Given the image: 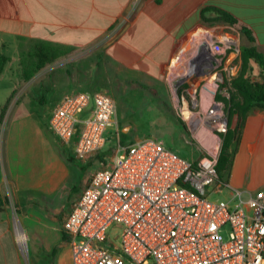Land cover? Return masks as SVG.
Instances as JSON below:
<instances>
[{"label": "built area", "instance_id": "2783aa9c", "mask_svg": "<svg viewBox=\"0 0 264 264\" xmlns=\"http://www.w3.org/2000/svg\"><path fill=\"white\" fill-rule=\"evenodd\" d=\"M206 35L216 65L192 73L212 77L214 93L205 95L202 87L195 106L200 110H189L183 100L181 113L194 138L202 141L205 130L217 142L230 128V92L223 85L236 72L228 59L233 54L236 61L241 46L229 34ZM185 67L182 59L170 64L179 77ZM117 109L111 95L82 91L63 96L48 118L50 131L73 148L76 159H99L100 168L64 220L71 264H264V188L252 192L220 181L214 146L209 156L191 161L146 137L119 145L103 162L106 133L116 128L120 137ZM222 193L223 200H212ZM114 226L117 237L110 233Z\"/></svg>", "mask_w": 264, "mask_h": 264}, {"label": "rangeland", "instance_id": "374dc122", "mask_svg": "<svg viewBox=\"0 0 264 264\" xmlns=\"http://www.w3.org/2000/svg\"><path fill=\"white\" fill-rule=\"evenodd\" d=\"M203 28L191 35L174 59L175 62L182 59L187 72L183 71L185 74L179 77L169 65L166 75L154 82L152 90L139 87L122 73L102 90L96 89V58L88 49L65 51L67 53L48 63L29 81L24 79L20 56L15 63H8L0 75V132L5 138L7 153L11 146L15 147V157L7 159L4 149L0 153V188L5 193L7 215L21 264H70L69 249L61 234L63 220L73 199L84 189L86 180L100 168L99 159L84 166L75 158L73 148L63 146L49 130L48 118L62 92L64 76L68 75L83 87L81 89L111 95L117 103L116 126L120 137H117L116 128L106 133L108 143L103 162H110L109 156L119 145L127 146L146 137L159 140L191 161L209 156L210 148L214 146L219 160L224 147L223 138L216 142L205 130L199 133L202 141L194 138L181 109L185 100L189 103V110H200L195 106L202 87L205 95L214 93L212 77L192 73L198 66L213 71V65H216L213 57L196 65L191 54L197 46L196 41H209L206 33L238 37L228 29ZM26 48L29 49L28 44ZM235 59L232 54L227 66L238 75L240 66ZM251 67L250 75L258 79L259 70L254 64ZM229 113L231 127L236 114L232 109ZM197 118L198 123L200 119ZM235 147L236 140L231 150ZM263 174L259 169L244 173V178L247 176L249 181L248 191H254L264 182ZM226 195H212V200L221 201ZM22 230L27 236L25 244L17 238V231ZM110 233L117 237L119 226H114ZM6 259V264H14L9 253Z\"/></svg>", "mask_w": 264, "mask_h": 264}, {"label": "crops", "instance_id": "0c3cea01", "mask_svg": "<svg viewBox=\"0 0 264 264\" xmlns=\"http://www.w3.org/2000/svg\"><path fill=\"white\" fill-rule=\"evenodd\" d=\"M211 10L228 13L236 25H210L208 20L214 16ZM208 26L234 31L240 46H254L264 54V0H0V54L15 63L20 56L21 38L59 44L72 51L88 49L96 58V89L102 90L122 73L139 87L152 90L154 82L166 75L184 43L193 33ZM242 29L251 33L253 43ZM63 83L58 101L70 93L89 92L68 75L64 76ZM115 120L118 122L117 115ZM237 122L235 115L232 129ZM3 149L7 159L15 157V147L11 146L7 153L5 138L0 132V153ZM95 161L91 159L82 164ZM253 169L264 173V109H253L246 117L229 184L248 191L249 181L244 173ZM89 181L90 178L84 189ZM261 188L264 182L254 191ZM84 189L71 202L69 212ZM4 195L0 188V264H6L7 253L11 263L21 264ZM63 224L61 234L65 240Z\"/></svg>", "mask_w": 264, "mask_h": 264}, {"label": "trees", "instance_id": "16d2710c", "mask_svg": "<svg viewBox=\"0 0 264 264\" xmlns=\"http://www.w3.org/2000/svg\"><path fill=\"white\" fill-rule=\"evenodd\" d=\"M213 18L208 20L210 25L228 24L235 26V19L220 10H211ZM242 33L248 37V40L253 43L254 39L251 33L242 29ZM28 44L29 49L26 48ZM20 62L22 73L25 80H30L37 73L46 67L48 63L54 62L59 56L72 51L68 47L59 44L46 43L37 40L20 39ZM11 58L4 54H0V75L4 72ZM240 69L238 75H234L231 81H226L231 94L229 100H225L228 110L238 116V122L234 129L229 128L226 134H222L224 147L217 164V174L220 181L229 184L230 173L234 164L238 146L241 140L242 132L245 126L246 117L253 109H264V54L259 52L254 46H241V52L236 60ZM254 64L259 70L258 79H253L250 75ZM221 99V97H218ZM231 120V119H230ZM231 123V121H230ZM236 140V147H233V142Z\"/></svg>", "mask_w": 264, "mask_h": 264}, {"label": "bare ground", "instance_id": "6f19581e", "mask_svg": "<svg viewBox=\"0 0 264 264\" xmlns=\"http://www.w3.org/2000/svg\"><path fill=\"white\" fill-rule=\"evenodd\" d=\"M209 42H210V40L207 41V42H205V41L203 42V41H200V40L196 41V45L197 46L195 48V51L193 53L191 52V54L193 56V61H195L196 65H198L199 63H201L203 60H207V59H210L211 60L212 59L213 52L210 50V44H209ZM204 46H206V47L204 48ZM185 113H186V116H189L188 111L185 112ZM196 120L198 121V118ZM208 143H210V142L208 141ZM17 235H18L17 236L18 241H20L21 243H24L25 244V242L27 240L26 234L24 232H22V231H17Z\"/></svg>", "mask_w": 264, "mask_h": 264}]
</instances>
